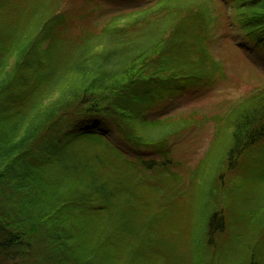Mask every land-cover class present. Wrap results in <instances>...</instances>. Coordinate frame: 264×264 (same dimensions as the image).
<instances>
[{
    "label": "trees",
    "instance_id": "trees-1",
    "mask_svg": "<svg viewBox=\"0 0 264 264\" xmlns=\"http://www.w3.org/2000/svg\"><path fill=\"white\" fill-rule=\"evenodd\" d=\"M107 1L0 0V264H233L201 250L227 230L238 250L239 224L264 238V198L255 210L236 208L230 225L216 189L202 186L264 147V84L212 118L214 151L224 148L211 172L197 174V188L181 184L168 151L193 114L149 120L146 111L222 72L210 46L214 31H226V3V21L264 54V0H143L95 25ZM93 123L110 126L138 156ZM148 152L159 158L141 155ZM244 179L225 192L251 200ZM196 204V256L187 261L156 234L175 213L195 229ZM251 237L240 236L246 251L235 264H264Z\"/></svg>",
    "mask_w": 264,
    "mask_h": 264
},
{
    "label": "rangeland",
    "instance_id": "rangeland-1",
    "mask_svg": "<svg viewBox=\"0 0 264 264\" xmlns=\"http://www.w3.org/2000/svg\"><path fill=\"white\" fill-rule=\"evenodd\" d=\"M142 5L143 0H108L96 9L92 21L95 25H98L111 16L112 13L115 14L134 7H141ZM222 11L226 13H223L221 19L223 27L225 28L226 26V31H214V37L210 46L213 59L221 63L222 72L216 73L214 82L209 83L205 86L206 88H191L187 92L178 94L173 98H168L163 103L154 105L146 111V117L149 120L193 114L194 122L190 128L168 138V151L177 164L178 173L183 178L181 184L191 185L194 188H197L199 184L197 174L206 175L207 171L211 172L212 169L210 168L215 163L217 164L216 161L221 157V151L224 148L223 144H219L216 151H214L216 147L213 144L214 125L212 118L223 114L229 105L242 98L250 88L258 84H264V54L246 42L242 32L238 30L236 25L232 26L226 21L227 16L232 17V11L227 3ZM88 127L102 131V134L113 140L129 156H138L124 142L118 139L110 126L93 123L88 125ZM141 155L148 159L159 158V155L155 152L143 153ZM226 165H222L224 167L219 173L217 172L218 178H214L211 181L212 184L208 185L206 181V186L203 185L202 188H205V190L216 189L215 197L220 198L219 200L215 198V200L223 208V214L224 216L227 215L228 222L230 219L231 225L237 222L236 218H240L238 214L240 211L243 213L252 209L255 210L259 206V199L264 198V170L261 171L259 168L261 165L264 166V147L258 146L250 154L240 158L236 163L231 162ZM202 168L203 171H201ZM243 177L247 179H244V181L248 182V184L241 188L244 193L247 192L242 197L251 195V200L245 198L246 200L241 201L236 199V197L234 198L237 190H232L229 193L225 192V189L233 180H236L233 184L237 186ZM250 201L251 204L249 206L248 203ZM237 203H239L240 207ZM262 205L264 206V201ZM199 208L200 206L196 204L193 208L194 217L192 220H189L192 224L194 223L195 229H190L188 220L186 221L178 213H175L172 218L166 220L167 223L164 222L163 224L162 222L160 224L161 229L159 233L161 236L156 234L157 239H162L169 245H173L175 251L179 252L178 254L186 258L187 261L191 257L194 258L196 256V253H191L190 251V241L192 239L194 241L197 240V225L195 226V224L199 217ZM236 208H239L240 211ZM227 211L230 215H228ZM226 226L227 224L225 225V229H228ZM238 231L235 233L240 240L238 250H235L231 246L230 239L232 236H229V231L227 230L224 234L214 237L212 246H207L209 251L202 249L201 253L208 254V256L218 263H224L226 260H232L233 264L237 261L239 263L246 251L244 246H241L243 243L240 236H242L244 241L248 240L249 242L252 240V234L255 235L253 244L261 247L264 252L263 237H258L248 227L241 224L238 225ZM236 240L237 238L234 239V241ZM251 247L249 246V248ZM255 253L256 255L258 254V252Z\"/></svg>",
    "mask_w": 264,
    "mask_h": 264
}]
</instances>
